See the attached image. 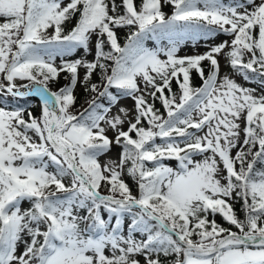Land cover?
I'll use <instances>...</instances> for the list:
<instances>
[{
  "label": "snow or ice",
  "instance_id": "6c2138e0",
  "mask_svg": "<svg viewBox=\"0 0 264 264\" xmlns=\"http://www.w3.org/2000/svg\"><path fill=\"white\" fill-rule=\"evenodd\" d=\"M0 264H264V0H0Z\"/></svg>",
  "mask_w": 264,
  "mask_h": 264
},
{
  "label": "rangeland",
  "instance_id": "374dc122",
  "mask_svg": "<svg viewBox=\"0 0 264 264\" xmlns=\"http://www.w3.org/2000/svg\"><path fill=\"white\" fill-rule=\"evenodd\" d=\"M224 38H226V37H222L221 39H224ZM205 49L204 48H200V49H198V51H204ZM192 49L190 48V47H186V48H183L182 50H181V52H180V54L181 55H184V54H191L192 53ZM221 67H222V71H227V68L223 65V62H221ZM83 102V97H82V94H81V96L79 97V99H78V104H77V106L79 107V104L80 103H82ZM123 103H125V104H128V105H130L131 104V101H124ZM157 106L159 107V104H157Z\"/></svg>",
  "mask_w": 264,
  "mask_h": 264
},
{
  "label": "trees",
  "instance_id": "16d2710c",
  "mask_svg": "<svg viewBox=\"0 0 264 264\" xmlns=\"http://www.w3.org/2000/svg\"><path fill=\"white\" fill-rule=\"evenodd\" d=\"M199 82L197 81V84H198ZM219 219V218H218ZM225 226H227V225H225Z\"/></svg>",
  "mask_w": 264,
  "mask_h": 264
}]
</instances>
